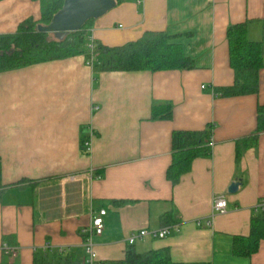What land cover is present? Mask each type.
<instances>
[{
	"label": "crops",
	"instance_id": "1",
	"mask_svg": "<svg viewBox=\"0 0 264 264\" xmlns=\"http://www.w3.org/2000/svg\"><path fill=\"white\" fill-rule=\"evenodd\" d=\"M41 17L40 0H0V35ZM237 24L261 44L264 63V0H122L87 23L89 46L122 47L163 32L194 68L102 72L83 54L0 73V264H35L39 253L51 260L56 254L54 264H82V231L102 209L98 264L124 261L128 238L168 227L166 214L178 230L138 240L137 253L167 251L175 264H264V240L250 257L233 253L234 238L249 235L254 207L264 199V133L236 157V144L255 131L264 105V68L257 94L215 95L234 84L226 32ZM164 105L172 106V118L153 119V109ZM208 125L211 157L196 159L174 185L167 178L173 132ZM218 195L227 211L213 217Z\"/></svg>",
	"mask_w": 264,
	"mask_h": 264
},
{
	"label": "trees",
	"instance_id": "2",
	"mask_svg": "<svg viewBox=\"0 0 264 264\" xmlns=\"http://www.w3.org/2000/svg\"><path fill=\"white\" fill-rule=\"evenodd\" d=\"M42 17L39 21L28 19L20 24L17 31L0 35V73L32 65L86 55L87 61H93L94 68L102 72L129 71H168L194 68L193 61L184 52L181 45L173 42L174 37L167 33H148L141 40L122 47L94 45L92 51L87 43V27L71 33L63 40L53 34L42 33L39 26H47L61 10L64 0H40ZM120 0L119 2H121ZM229 65L234 73L231 87L219 88L215 95L227 98L255 95L258 92V72L264 68L261 44L251 42L246 35V24L228 27L226 32ZM171 105L155 107L153 119L172 118ZM214 126L208 125L203 131H176L172 135V163L167 171V178L174 185L192 170L193 163L199 158L212 155ZM264 133V105L257 107L256 129L247 139L236 144V157L241 149L254 147L257 137ZM5 189L2 182V163L0 160V192ZM117 203V202H116ZM247 237H236L233 241V253L250 257L264 240V210H254ZM163 225L169 226L176 221L169 214L162 218ZM60 251L59 256L63 255ZM51 260L43 253L35 257V264H54L56 254ZM57 264H66L63 262ZM117 264H175L167 251L137 253L132 246L124 261Z\"/></svg>",
	"mask_w": 264,
	"mask_h": 264
},
{
	"label": "water",
	"instance_id": "3",
	"mask_svg": "<svg viewBox=\"0 0 264 264\" xmlns=\"http://www.w3.org/2000/svg\"><path fill=\"white\" fill-rule=\"evenodd\" d=\"M120 0H64L63 7L47 26H39L42 33L53 34L63 40L71 33L84 29L91 20L98 19L114 9ZM239 183H233L229 194L237 192Z\"/></svg>",
	"mask_w": 264,
	"mask_h": 264
},
{
	"label": "built area",
	"instance_id": "4",
	"mask_svg": "<svg viewBox=\"0 0 264 264\" xmlns=\"http://www.w3.org/2000/svg\"><path fill=\"white\" fill-rule=\"evenodd\" d=\"M90 49L94 50V45L89 46ZM89 65L93 66V61L88 63ZM84 148L87 150L89 154L90 151V141L84 143ZM264 210V199H261L257 205L254 207V210ZM227 211V200L224 196L218 195L214 198L213 205H212V216L215 215H224ZM107 215V211L102 209L97 213H94L92 216V223L91 226L82 231L83 236V246L85 249V257L83 259L82 264H98V256L95 249L94 238L100 237L104 233V218ZM210 222L207 223V226H210ZM178 227L175 226H168L160 231H148L143 230L139 233L133 234L128 238V245L134 246L138 240H142L147 236H151L154 239H164L171 234L172 231H177ZM2 250L7 255L17 256L19 249L18 248H11L3 245Z\"/></svg>",
	"mask_w": 264,
	"mask_h": 264
}]
</instances>
